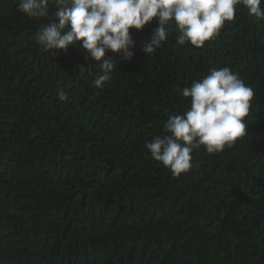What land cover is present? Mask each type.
<instances>
[{
    "label": "trees",
    "instance_id": "obj_1",
    "mask_svg": "<svg viewBox=\"0 0 264 264\" xmlns=\"http://www.w3.org/2000/svg\"><path fill=\"white\" fill-rule=\"evenodd\" d=\"M17 4L0 0V264H264V19L239 6L202 48L174 30L147 56L153 18L96 88L97 62L44 52L47 20ZM225 66L254 91L247 135L199 146L174 177L145 145L189 106L185 87Z\"/></svg>",
    "mask_w": 264,
    "mask_h": 264
},
{
    "label": "clouds",
    "instance_id": "obj_2",
    "mask_svg": "<svg viewBox=\"0 0 264 264\" xmlns=\"http://www.w3.org/2000/svg\"><path fill=\"white\" fill-rule=\"evenodd\" d=\"M262 4L264 0H18L17 10L28 18L47 20L33 35L44 52L55 56L52 50L67 54L73 47L83 49L86 59L96 61L101 70L94 85L102 88L116 67L108 53L128 61L134 56L130 29L142 30L157 18L158 27L143 48L147 56L154 55L174 30L179 32L178 45L202 48L220 35L225 22L236 18L239 6L264 19ZM77 67L82 77L92 74L83 65ZM181 94L189 106L183 114H169L164 135L145 145L151 157L177 178L192 169L194 149L203 145L209 154L222 153L247 135L245 118L254 98L253 89L226 66L209 69ZM58 99L68 97L59 92Z\"/></svg>",
    "mask_w": 264,
    "mask_h": 264
}]
</instances>
